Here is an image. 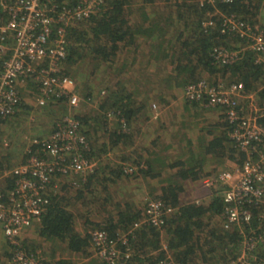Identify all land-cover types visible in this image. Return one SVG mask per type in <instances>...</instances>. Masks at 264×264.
Segmentation results:
<instances>
[{"label": "trees", "instance_id": "obj_1", "mask_svg": "<svg viewBox=\"0 0 264 264\" xmlns=\"http://www.w3.org/2000/svg\"><path fill=\"white\" fill-rule=\"evenodd\" d=\"M50 1L61 7L77 0ZM156 1L163 6L152 7ZM263 1L103 0L98 11L69 25L63 71L76 81L80 102L73 107L66 98L55 97L43 105L36 100L32 104L23 98L40 93L37 83L29 80L19 88L21 98L15 112L0 119V134L6 142L0 141V201L13 190L12 168L31 155L50 157L41 142L69 108L75 110L73 116L87 141L82 154L95 164L84 174L53 175L44 192L48 198L45 211L19 234L18 244H10L0 232V264H10L16 248L41 255L43 264H75L63 257L66 253L88 259L77 264H108L95 253V230L116 241L124 236L126 243L116 245L124 255L122 264H230L240 253L243 234L264 230V218H259L264 204L246 203L251 221L224 228L223 191L227 186L215 177L228 170H222L227 161L242 165L246 154L228 134L231 126L223 107H206L183 93L187 84L198 80L224 87L241 82L245 93L254 92L257 103H264V63L256 60L255 52L244 50L232 63L216 62L212 55L216 46L229 50L246 46L245 39L222 28L224 17L234 15L251 26L264 27L259 22ZM9 17L0 4V27ZM207 20L212 23L204 27ZM4 43L0 71L12 52L13 39L8 33ZM142 44L146 48L140 49ZM157 98L160 108L173 107L176 102L182 119L180 127L168 133L167 113L161 109L157 119H162L161 133L153 139L156 130L148 134L150 125L142 126L156 124L150 103ZM35 106L50 118L49 130H40L28 120ZM209 110H218L217 118L197 131L185 123L186 118L195 121ZM171 116L174 123L177 118ZM24 119L31 135L26 139L18 135L9 146L3 126L18 130ZM161 134L168 139L165 145ZM138 136L140 144L146 137L150 145L136 146ZM213 178L207 198L192 201L186 183ZM138 192H145L141 200ZM149 200L162 202L165 210L171 208L170 213L164 214L160 226H135ZM257 251L264 257V241Z\"/></svg>", "mask_w": 264, "mask_h": 264}, {"label": "built area", "instance_id": "obj_2", "mask_svg": "<svg viewBox=\"0 0 264 264\" xmlns=\"http://www.w3.org/2000/svg\"><path fill=\"white\" fill-rule=\"evenodd\" d=\"M234 0H200L201 3ZM1 6L10 15L6 25L0 27V53L6 49L5 35L13 39L10 56L3 62L0 71V119L15 112L19 105V88L34 81L39 87L35 100L39 105L53 98L64 97L68 104L77 107L80 97L76 91V81L63 71L66 56L67 27L82 18L98 11L103 0H77L73 5L57 7L50 0H0ZM211 20L204 21L208 26ZM222 28L246 40V46L229 50L224 46L213 48L216 62L232 63L240 58L241 52L251 50L256 60L264 63V27L251 26L234 15L224 17ZM241 82L224 87V84L211 85L198 80L186 85L183 97L190 101H201L206 107H223L225 119L230 124L228 134L236 147L246 154L242 165H234L215 177L226 184L223 191L225 203L224 228L240 226L251 221L252 213L246 203L264 204V103L258 104L255 93H245ZM247 103V104H246ZM0 141L3 140L0 134ZM49 158L31 155L23 164L12 168L13 190L4 201H0V232L5 239L17 245L19 234L29 227L45 211L48 198L46 186L54 174L68 172L84 174L90 171L94 162H89L82 150L87 147L85 136L79 130V122L71 115L62 117V122L42 142ZM215 178L204 184L212 186ZM162 202L149 200L142 220L135 224L148 223L160 226L164 214ZM259 218H264V212ZM240 253L230 264H264L259 256L258 246L264 241V230L250 229L242 236ZM95 253L108 264H122L124 255L116 247L117 241L107 237L101 230L92 232ZM126 256V255H125ZM10 264H43L39 254L29 255L20 248L13 251ZM171 264V262H167Z\"/></svg>", "mask_w": 264, "mask_h": 264}, {"label": "rangeland", "instance_id": "obj_3", "mask_svg": "<svg viewBox=\"0 0 264 264\" xmlns=\"http://www.w3.org/2000/svg\"><path fill=\"white\" fill-rule=\"evenodd\" d=\"M140 5V4H139ZM263 5H264V1H263ZM151 6L152 7H157V6H163V3L162 2H160V1H156V3H153V4H151ZM159 8V7H158ZM259 22H261V23H263V25H264V6H263V9H262V11L260 12V14H259ZM146 44V43H145ZM145 44H142V47L140 48V49H142V48H146V45ZM86 70H88L87 68H86ZM161 79L162 77H161V75H159L158 76V79ZM150 80V79H149ZM154 80V79H153ZM156 80V79H155ZM154 86H156V84H154ZM154 88H156V87H154ZM35 97L36 96H25L23 99H28L32 104H33V102L35 101ZM173 104H175L173 107L171 106V105H167V106H164V108H160V106H159V99L157 98V99H155L154 101H152L151 103H150V108H151V110L153 111V115H154V117H156V118H153V119H155V120H157L159 117H160V115H161V113H162V110L161 109H163V112H164V114H165V112L167 113V114H165L166 115V117H165V123H166V125H167V129H168V133H170V132H173V131H175L178 127H180L179 126V123H180V121H181V119H182V114H181V109L176 105V102H174ZM247 104V103H246ZM90 105V104H89ZM90 107H93V105L91 104L90 105ZM88 108V107H87ZM34 109L36 110L35 111V113H32L29 117H28V120L32 123V124H34V123H36V125L39 127L38 129H40V130H49L50 129V127H51V122H50V118L45 114V112L44 111H42V112H39V107L38 106H35L34 107ZM167 109V110H166ZM169 111V112H168ZM218 110H212V112L209 110V111H204L203 113H201L198 117H196L195 118V121H192V120H189L188 121V118H186L185 119V123H187V124H189V123H191L188 127L190 128V129H192V128H195L196 129V131H197V129H199L200 127H202V125L204 126V125H206L207 123L206 122H208V121H213V120H215L216 118H217V116H218V112H217ZM71 114V115H74V113H75V110H73V109H71V108H69L68 109V112H67V114ZM171 115H174V117L175 118H177V120H174L175 122L174 123H171V119H172V116ZM39 119V120H38ZM154 120V121H155ZM162 120V119H161ZM161 120H157V122H156V124L155 125H153V124H145L144 126H142V128L143 129H145L147 126H149L150 125V128L149 129H147L148 130V134H150L151 132H153V131H155L156 130V132H155V135H157L158 133H161L160 132V129H162V126H161V124H160V121ZM24 122L22 123V125L20 124L19 125V129L18 130H16V129H12V128H7V126L5 125V126H3L2 128H3V131H5V132H7V134H6V136H5V139L8 141V145L10 146V144H11V142H10V140H15L16 138H19V136L18 135H22V139H26V138H28L30 135H31V130L29 129V128H27V127H29L28 126V122H25V119L23 120ZM179 121V122H178ZM184 121V120H183ZM25 125H27V126H25ZM26 128V131L25 132H22V130L23 129H25ZM142 129V130H143ZM15 130V131H14ZM188 131V130H187ZM43 133H45V132H43ZM11 134V135H10ZM10 135V136H9ZM162 135V134H161ZM161 137H163V143H164V145H165V143H167L168 142V139H167V137H165L164 135H162ZM145 141H147V139H146V137L145 138H141V144H140V142H139V136L137 137V139H136V142H135V145L137 146V145H140V146H142L143 144H144V142ZM148 145H150V141L148 140L147 141V143H146V146H148ZM8 147V146H7ZM169 151L170 152H173V154H175L176 153V151L175 150H173V149H169ZM235 164L233 163V162H230V161H227L226 162V164L224 165V167H222V170H224V169H230L231 167H233ZM220 170V169H219ZM209 180V179H208ZM207 180V181H208ZM212 186H207V185H205L204 183H202V180L199 182V183H186V190H187V195H189L190 196V199L192 200V201H195V202H199V201H203V200H205L206 198H207V196H208V193H209V191H210V188H211ZM137 193V192H136ZM144 193L145 192H141V193H139L138 192V196H139V199L141 200L142 199V197L144 196ZM144 198V197H143ZM2 244H3V240H2V238L0 239V248L2 249L3 248V246H2Z\"/></svg>", "mask_w": 264, "mask_h": 264}, {"label": "crops", "instance_id": "obj_4", "mask_svg": "<svg viewBox=\"0 0 264 264\" xmlns=\"http://www.w3.org/2000/svg\"><path fill=\"white\" fill-rule=\"evenodd\" d=\"M157 135H154V137H153V139L156 137ZM145 138V137H144ZM150 138V137H149ZM145 143V145H146V141L144 142ZM2 177L3 176H0V179H2ZM59 255V254H58ZM60 257H62V256H60ZM63 257H65V258H67V259H71L75 264H77V263H79L80 261H82V262H84V261H86V260H88V259H86V258H82V259H79L77 256H75V254H69V253H66L65 255H63ZM62 257V258H63Z\"/></svg>", "mask_w": 264, "mask_h": 264}]
</instances>
